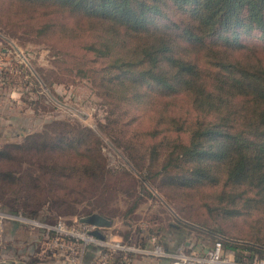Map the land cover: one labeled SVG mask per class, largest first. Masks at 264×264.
<instances>
[{"label": "trees", "instance_id": "16d2710c", "mask_svg": "<svg viewBox=\"0 0 264 264\" xmlns=\"http://www.w3.org/2000/svg\"><path fill=\"white\" fill-rule=\"evenodd\" d=\"M0 30L52 51L47 86L91 85L101 131L142 176L111 171L90 127L52 120L0 148L8 210L71 216L85 203L77 220H111L117 194L134 197L128 215L146 183L173 204L176 240L193 231L239 263L264 258V0H0ZM121 253L112 264H128Z\"/></svg>", "mask_w": 264, "mask_h": 264}, {"label": "rangeland", "instance_id": "374dc122", "mask_svg": "<svg viewBox=\"0 0 264 264\" xmlns=\"http://www.w3.org/2000/svg\"><path fill=\"white\" fill-rule=\"evenodd\" d=\"M23 38L27 37L18 34L15 39L0 30V148L6 143L22 142L27 135L41 131L52 120L78 122L93 129L100 137L107 167L116 172L130 171L140 184L142 176L133 168L129 157L99 127L105 122L106 108L91 85L85 79L70 76L63 77L60 83L53 82L50 87L44 84L41 73L51 68L52 51L45 45ZM145 186L147 190L142 193L138 206L128 215L125 212L134 197L120 191L110 202L111 225L104 233V239L109 243L119 241L136 249L151 248L154 243L164 247L175 239L169 230L168 233L164 230L168 223H176L178 219L173 204L157 189L146 183ZM139 191L142 192L141 185ZM3 202L0 201V212L3 214L10 213L37 222L31 221L32 224L0 215V263L9 264L47 262L48 258L43 253L46 231L43 225H51L58 219L74 223L86 205L81 203L77 206V215L56 216L53 212L41 210L30 217L11 212ZM147 232L151 234L150 238H146ZM190 236L196 237V233L192 231L187 239ZM205 241L207 244L208 241ZM141 256L143 254L136 250L121 253V259L124 257L123 262L128 264ZM146 256L156 258L152 255L143 257Z\"/></svg>", "mask_w": 264, "mask_h": 264}, {"label": "built area", "instance_id": "2783aa9c", "mask_svg": "<svg viewBox=\"0 0 264 264\" xmlns=\"http://www.w3.org/2000/svg\"><path fill=\"white\" fill-rule=\"evenodd\" d=\"M0 215L1 217L6 216L8 219L16 218L26 222L30 221L29 223L35 222L10 213L3 214L0 212ZM43 227L46 230L43 239V253L48 261L53 264H82L87 247L92 245L101 247L99 255L92 264H110L114 252L131 250H136L143 255L169 259L170 264H264V258L251 263H237L228 260L223 257L220 241L213 242L207 251H190L183 246H178L169 251L159 243H154L151 248L138 247L135 249L119 241L109 243L104 238H99L93 233L96 229L94 226L81 223L79 220L74 223H67L63 219H58L53 224L43 225Z\"/></svg>", "mask_w": 264, "mask_h": 264}, {"label": "crops", "instance_id": "0c3cea01", "mask_svg": "<svg viewBox=\"0 0 264 264\" xmlns=\"http://www.w3.org/2000/svg\"><path fill=\"white\" fill-rule=\"evenodd\" d=\"M109 228V227H108ZM106 228H102L101 234L104 235ZM213 242H208L206 244V241H201L200 239H197L196 237H189L186 240H181L178 241L176 238H173V241L170 242V245H165L164 248L166 250L172 251L178 246H183L186 250L190 251H207L209 248L212 246ZM100 249L97 248L96 246H88L85 255H84V260L82 264H92L94 259L99 255ZM223 257L227 258L230 261L237 262L234 257L233 253L230 251H222ZM144 256V255H143ZM136 257L132 260L131 264H170L169 259L166 258H154L151 259L150 257ZM113 260V257L111 258V261ZM239 263V262H237ZM43 264H53L50 261H47Z\"/></svg>", "mask_w": 264, "mask_h": 264}, {"label": "water", "instance_id": "95a60500", "mask_svg": "<svg viewBox=\"0 0 264 264\" xmlns=\"http://www.w3.org/2000/svg\"><path fill=\"white\" fill-rule=\"evenodd\" d=\"M78 220L81 223L94 226L96 229L93 231V233L101 239H103L104 236L97 229L108 228L111 225V220L107 219L106 217L98 213H91L89 215L82 216ZM0 264H9V263H0Z\"/></svg>", "mask_w": 264, "mask_h": 264}]
</instances>
